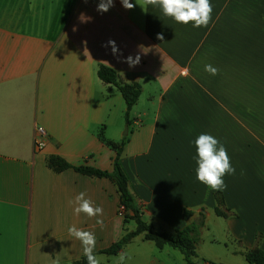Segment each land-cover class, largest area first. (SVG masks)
<instances>
[{"label": "crops", "instance_id": "0c3cea01", "mask_svg": "<svg viewBox=\"0 0 264 264\" xmlns=\"http://www.w3.org/2000/svg\"><path fill=\"white\" fill-rule=\"evenodd\" d=\"M99 2L0 0V264H73L84 253L71 225L95 233L101 264H117L121 253L126 264H184L177 248L157 247L142 232L115 253L99 251L135 227L133 218L123 221L114 182L71 167L54 171L45 157L110 169L106 141L125 136L119 161L142 217L170 231L196 218L200 206L204 218L214 213L213 191L196 179L201 133L223 145L225 133L231 139L224 147L236 172L223 178L227 210L217 216L237 243L202 263L251 264L243 251L264 249V0H210L212 19L200 28L136 0L132 9L113 0L107 12ZM137 54L138 65L123 62ZM100 63L140 85L125 134L123 99L96 75ZM36 125L46 131L40 148ZM80 192L103 208V228L73 214L69 201ZM182 207L192 211L187 219Z\"/></svg>", "mask_w": 264, "mask_h": 264}, {"label": "trees", "instance_id": "16d2710c", "mask_svg": "<svg viewBox=\"0 0 264 264\" xmlns=\"http://www.w3.org/2000/svg\"><path fill=\"white\" fill-rule=\"evenodd\" d=\"M96 75L105 83L112 84L121 94L124 102V119L125 123L129 124L128 110L135 102L139 92L140 85L135 82H122L118 79L116 71L105 64H98L96 66ZM125 136L118 142L106 141L114 151L111 159V168L104 169L95 167L88 164H71L67 162L63 157L58 154H49L45 157V164L54 171L61 170L66 167H71L74 170L83 174L106 176L112 179L115 184L118 194L119 204L123 207V221L128 217L133 218L135 227L131 230H125L116 240L112 241L105 247L99 249V251L112 254L117 252L120 247L125 244L129 239L142 232L143 237L151 239L157 247H161L164 244L177 248L183 255L184 264H195V246L199 240V229L204 224V212L203 206H200V210L197 212L196 218L186 221L180 227H175L170 231L154 228L151 222L143 219V209L141 204L135 198V195L129 188L128 176L124 168L119 161V155L122 149V145L125 141ZM213 211L216 215L225 214L227 207L224 206L221 191H213ZM129 211V213H128ZM191 210L182 207L181 216L183 219H187L191 214ZM245 261L251 264H264V249L253 248L243 251ZM73 264H87V259L84 254L74 260ZM201 264H214L208 261Z\"/></svg>", "mask_w": 264, "mask_h": 264}, {"label": "clouds", "instance_id": "9594fccd", "mask_svg": "<svg viewBox=\"0 0 264 264\" xmlns=\"http://www.w3.org/2000/svg\"><path fill=\"white\" fill-rule=\"evenodd\" d=\"M124 8L132 9L136 5L130 3V0H121ZM141 8L145 9L149 5L159 7L163 14L171 17L175 22L180 24L192 23L193 27H207L212 19V4L210 0H142V3H137ZM113 6V0H100L97 5L99 12H107ZM158 39L163 41V35L157 34ZM106 46H111V51L119 60L122 53L116 46L115 41H107ZM140 55L135 57L129 55L123 58V62L129 67H134L140 62ZM205 71L215 76L219 74V69L212 65H205ZM196 148V179L206 185L212 191H224L227 187L224 181V176L234 175L236 169L232 166L227 149L214 136L208 133L199 134L195 141ZM72 205L73 214L79 216L81 213L89 218L95 219V224L101 228L104 227V210L101 206L95 205L94 201L86 196L85 192L78 193L73 200L69 201ZM69 235L81 242L84 256L87 259V264H101L97 255L96 235L92 231H87L78 228L76 225H71L68 228ZM126 259H130L126 254L121 253L117 264H126Z\"/></svg>", "mask_w": 264, "mask_h": 264}, {"label": "rangeland", "instance_id": "374dc122", "mask_svg": "<svg viewBox=\"0 0 264 264\" xmlns=\"http://www.w3.org/2000/svg\"><path fill=\"white\" fill-rule=\"evenodd\" d=\"M225 123V128H226ZM232 123H230V126ZM233 126V125H232ZM232 129V127H231ZM123 131V128H122ZM231 139L227 138L225 133L224 145L230 146ZM157 228V227H156ZM158 229V228H157ZM173 227H171V230ZM223 231V232H221ZM224 235V220L222 217L215 215L213 212H210L208 216L204 218V224L199 229V240L195 246V264H201L202 258L214 260L216 256H221L223 258L224 250L222 245H237L236 241L232 239L231 236ZM153 245V244H152Z\"/></svg>", "mask_w": 264, "mask_h": 264}, {"label": "built area", "instance_id": "2783aa9c", "mask_svg": "<svg viewBox=\"0 0 264 264\" xmlns=\"http://www.w3.org/2000/svg\"><path fill=\"white\" fill-rule=\"evenodd\" d=\"M136 125H139V123H137ZM45 136V129L40 125H36L35 135L33 136V145L35 148H40L44 144Z\"/></svg>", "mask_w": 264, "mask_h": 264}, {"label": "water", "instance_id": "95a60500", "mask_svg": "<svg viewBox=\"0 0 264 264\" xmlns=\"http://www.w3.org/2000/svg\"><path fill=\"white\" fill-rule=\"evenodd\" d=\"M122 133H123V134L126 133V123H124V125H123V131H122Z\"/></svg>", "mask_w": 264, "mask_h": 264}]
</instances>
